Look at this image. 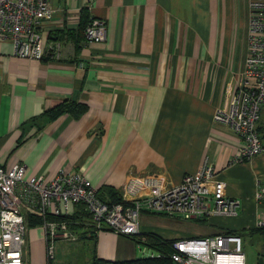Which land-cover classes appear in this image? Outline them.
I'll return each mask as SVG.
<instances>
[{
    "label": "crops",
    "instance_id": "1",
    "mask_svg": "<svg viewBox=\"0 0 264 264\" xmlns=\"http://www.w3.org/2000/svg\"><path fill=\"white\" fill-rule=\"evenodd\" d=\"M48 3L54 12L41 25L40 59L0 43V166L25 163L26 176L46 180L59 170L79 172L98 190L119 193L129 176L162 174L172 185L207 161L224 193L238 199L232 215H176L182 221L170 227L153 217L162 214L142 213L138 234L100 229L93 242L83 239L84 264L92 251L112 260L156 252L150 233L180 239L256 228L264 214V102L257 120L263 149L249 159H237L240 137L215 117L218 108H230L244 67L246 2ZM94 18L104 21L105 38L87 42L83 28ZM103 197L114 198L107 190ZM68 242L58 241L54 263L76 264L65 261ZM24 258L46 264L41 223L28 227Z\"/></svg>",
    "mask_w": 264,
    "mask_h": 264
},
{
    "label": "built area",
    "instance_id": "2",
    "mask_svg": "<svg viewBox=\"0 0 264 264\" xmlns=\"http://www.w3.org/2000/svg\"><path fill=\"white\" fill-rule=\"evenodd\" d=\"M244 1L248 9L244 67L237 74L230 108L215 113L241 139L238 160L263 149L257 120L264 102V0ZM53 12L48 0H0V43L10 42L16 55L40 59L45 41L41 25L52 19ZM83 34L87 42L104 40V21H88ZM25 171L21 162L10 168L0 166V264H28L24 258L28 214L43 217L45 256L53 257L59 240L76 235L64 219L46 216L67 215L79 201L91 213L95 231L109 228L125 235L140 233L142 213L193 219L232 215L238 206V199L224 193V181L207 161L172 185L162 174L129 176L119 189L120 200L113 202L98 197L97 187L79 172L59 170L46 180L43 175L26 176ZM256 224L264 226V214ZM167 254L178 264H246L241 236L228 230L175 239Z\"/></svg>",
    "mask_w": 264,
    "mask_h": 264
},
{
    "label": "trees",
    "instance_id": "3",
    "mask_svg": "<svg viewBox=\"0 0 264 264\" xmlns=\"http://www.w3.org/2000/svg\"><path fill=\"white\" fill-rule=\"evenodd\" d=\"M107 190L108 192L113 195V199H105L104 191ZM97 195L103 200H108L109 202L119 201L120 195L118 191H115L112 187H102L101 189H97ZM47 218H61L64 219L65 222L68 224L69 229L76 235L75 239H69V241H77L83 240L84 238H89L94 241L95 231L93 227V223L91 222V213L86 207L85 202L79 201L77 202L74 207L73 211L67 215H60V216H46ZM27 224L28 227L40 224L44 219L43 217L36 216L34 214L27 215ZM230 231V230H228ZM253 234H259L264 240V226H256V228L250 231ZM148 237L152 239L151 244L154 245L158 250L156 252H151L150 254L144 256H137L127 260H112L98 257L92 251V256L90 260V264H173L171 257L167 254L168 250L171 247V243L175 239H164L158 236V234H148ZM93 249V248H92ZM162 252V253H161ZM263 254L260 252L259 254ZM56 251L53 257H48L46 259V264H56L54 263L56 260Z\"/></svg>",
    "mask_w": 264,
    "mask_h": 264
},
{
    "label": "rangeland",
    "instance_id": "4",
    "mask_svg": "<svg viewBox=\"0 0 264 264\" xmlns=\"http://www.w3.org/2000/svg\"><path fill=\"white\" fill-rule=\"evenodd\" d=\"M155 219L160 220L164 223H166L168 226H173L172 222H181L182 220H179L177 218H174L172 216H166V215H154ZM167 226V230L169 231V227ZM239 229H242L240 227ZM241 237H242V249L246 256V264H257L258 256L262 255L264 258V255L260 252L264 253V240L259 234H253L251 232L247 231H240ZM70 243L67 247L69 250V254L65 256V261L70 260L69 263H75L76 264H84V240H77V241H69Z\"/></svg>",
    "mask_w": 264,
    "mask_h": 264
},
{
    "label": "water",
    "instance_id": "5",
    "mask_svg": "<svg viewBox=\"0 0 264 264\" xmlns=\"http://www.w3.org/2000/svg\"><path fill=\"white\" fill-rule=\"evenodd\" d=\"M257 264H264V259L262 255L258 256Z\"/></svg>",
    "mask_w": 264,
    "mask_h": 264
}]
</instances>
